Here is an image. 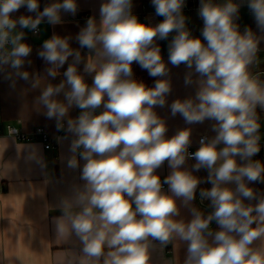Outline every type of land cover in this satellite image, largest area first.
I'll list each match as a JSON object with an SVG mask.
<instances>
[{"label": "clouds", "instance_id": "obj_1", "mask_svg": "<svg viewBox=\"0 0 264 264\" xmlns=\"http://www.w3.org/2000/svg\"><path fill=\"white\" fill-rule=\"evenodd\" d=\"M151 5L163 18L155 24L134 14L133 0H101L98 18L88 16L74 37L43 40L41 74L25 70L33 64L27 33L63 25L64 15L80 11L78 0H49L42 10L40 0H0V77L13 90L20 80L39 89L33 103L64 133L55 137L68 143L62 162L82 182L57 199L55 242L78 243L67 264H156L153 254L169 245L164 264H264V190L256 187L264 185V160L255 158L264 146V79L252 70L264 42V0H199V36L188 27L186 0ZM243 7L256 31L241 30ZM158 41H169L167 61ZM134 64L155 78L153 86L135 77ZM169 65L186 68L183 84L194 95L169 103ZM157 108L187 127L169 137ZM206 121L214 135L190 152L191 126ZM17 134L7 128L8 137ZM22 147L46 167L35 148Z\"/></svg>", "mask_w": 264, "mask_h": 264}, {"label": "crops", "instance_id": "obj_2", "mask_svg": "<svg viewBox=\"0 0 264 264\" xmlns=\"http://www.w3.org/2000/svg\"><path fill=\"white\" fill-rule=\"evenodd\" d=\"M100 2L101 0H78L80 11L75 17L64 15L65 23L63 25L53 27L42 24L39 36L27 33L26 42L33 48L29 57L33 64L31 67L25 65V70L39 72L37 50L41 48L43 40L50 38L53 33L74 37L88 16L96 15L98 18ZM133 3V12L141 21H147L150 18L151 22L155 24L163 19L155 16L151 0H133ZM184 13L190 17L188 27L192 30L193 35L199 36L201 27L197 22V12L184 11ZM239 23L241 30L247 25L256 31L254 19L246 7L241 8ZM158 43L161 47L162 57L167 61V46L162 41H158ZM71 46L78 47L75 42H72ZM260 49L261 51L258 53L260 62L254 66V73H261L263 79L264 42L260 44ZM66 67L67 65H65V69ZM169 67L173 84V92L168 98L169 103L176 98L182 99L194 95L195 88H185L183 84L186 68L183 65L179 68H174L171 65ZM63 70L61 69V71ZM60 79L61 77H57L52 82L58 83ZM9 83L0 77V126L12 124L25 131H30L41 125L50 133L53 147L46 149L44 143L37 140L19 142L10 137H6L7 140H2L0 145V264H67L75 252H78L79 245L78 243L72 245L56 243L52 218L60 215V212L55 210L58 197L66 194L72 184L82 183L79 181V172L70 171L62 162V157L69 155L68 143L60 145L56 142L55 137L62 136L64 133L56 132L54 121L46 120L33 103L35 97L40 94L39 89L28 91L29 85L20 80L16 89L13 90L9 87ZM156 111L162 118H166L169 137L179 128L187 127L179 115L171 117L168 108H157ZM71 114L78 115V110H73ZM260 115L261 121L264 122V113ZM191 127L193 128V144L190 148L192 151H195L199 146L198 140L201 136L214 135L210 131V122L208 121ZM22 146L35 148L46 167L41 169L35 160H28L26 157L30 148ZM192 163L194 161H189V165ZM168 171L167 165L159 170L162 179L168 174ZM196 174L202 177L206 176V172L203 170ZM202 186L210 187V185ZM256 187L264 190V185ZM206 204L207 202L200 206L206 208ZM184 255L185 249L181 247L178 252L181 261ZM172 256L173 249L169 245L164 249L163 254H160L157 249L153 254V259L156 264H164V261L171 260Z\"/></svg>", "mask_w": 264, "mask_h": 264}, {"label": "built area", "instance_id": "obj_3", "mask_svg": "<svg viewBox=\"0 0 264 264\" xmlns=\"http://www.w3.org/2000/svg\"><path fill=\"white\" fill-rule=\"evenodd\" d=\"M186 3H187V6L185 7L184 11H195V12H197V9L199 7V0H186ZM197 22H198L199 26L202 28L203 22H202V20L199 19L198 16H197ZM8 127L17 128L18 134L13 138L16 141L31 142V141L37 140V141L43 142L46 149L53 147V145L51 143L50 133L48 132V130L45 127H43L41 125L34 127L30 131H25L22 128H19L15 125H12V124H6L4 126H0V139H4V138L8 137L7 136V128ZM260 131H261L262 136H264V126L261 127ZM10 138H12V137H10ZM1 143H2V140H0V145H1ZM261 143H262V145H264V139H262ZM189 151L194 152V151H192V149H189ZM255 158L264 160V146H262V150H261L260 154ZM166 187L167 186H165V188Z\"/></svg>", "mask_w": 264, "mask_h": 264}, {"label": "trees", "instance_id": "obj_4", "mask_svg": "<svg viewBox=\"0 0 264 264\" xmlns=\"http://www.w3.org/2000/svg\"><path fill=\"white\" fill-rule=\"evenodd\" d=\"M47 2H48V0H40L41 10H42L44 4L47 3ZM20 13L27 14L25 9H23V8L20 10ZM20 13H18L17 15H19ZM44 67H45V65H44L43 61L39 59V72L41 74H43ZM252 70H253V72H255V68L254 67H253ZM133 71H134L135 77L137 79L143 80L150 87L154 85V79L155 78L150 77L148 75V73L146 71H144V70H141L138 65H136V64L133 65ZM263 79H264V77H263Z\"/></svg>", "mask_w": 264, "mask_h": 264}, {"label": "rangeland", "instance_id": "obj_5", "mask_svg": "<svg viewBox=\"0 0 264 264\" xmlns=\"http://www.w3.org/2000/svg\"><path fill=\"white\" fill-rule=\"evenodd\" d=\"M246 22H247V21H246ZM246 22H245V23H246ZM245 26H247V25H245ZM168 42H169V41H162V43H164V44H165V46H167V45H168ZM261 124H262V125H264V122H263V121H261Z\"/></svg>", "mask_w": 264, "mask_h": 264}, {"label": "water", "instance_id": "obj_6", "mask_svg": "<svg viewBox=\"0 0 264 264\" xmlns=\"http://www.w3.org/2000/svg\"><path fill=\"white\" fill-rule=\"evenodd\" d=\"M170 40V39H169Z\"/></svg>", "mask_w": 264, "mask_h": 264}]
</instances>
